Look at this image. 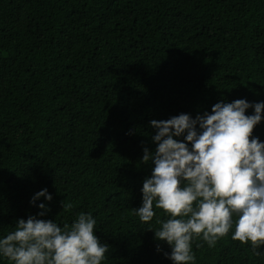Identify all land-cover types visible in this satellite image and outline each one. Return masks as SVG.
Masks as SVG:
<instances>
[{"label": "trees", "instance_id": "16d2710c", "mask_svg": "<svg viewBox=\"0 0 264 264\" xmlns=\"http://www.w3.org/2000/svg\"><path fill=\"white\" fill-rule=\"evenodd\" d=\"M236 99L264 101V0H0V237L45 203L62 228L94 216L102 264H172L154 233L167 214L133 211L150 121ZM232 231L196 237L195 264H264Z\"/></svg>", "mask_w": 264, "mask_h": 264}, {"label": "clouds", "instance_id": "9594fccd", "mask_svg": "<svg viewBox=\"0 0 264 264\" xmlns=\"http://www.w3.org/2000/svg\"><path fill=\"white\" fill-rule=\"evenodd\" d=\"M250 108L254 113L246 114ZM262 119L264 101L236 99L217 102L211 112L194 118L180 113L150 121L156 148L145 147L142 161L154 166L143 181L142 205L133 211L142 222L153 220L154 208L167 214L165 220L157 217L160 227L154 233L170 245L165 256L172 264H195L196 237L212 247L232 229L233 240L250 242L253 249L264 246V141L253 135ZM41 197L53 199L45 188L30 202ZM38 207V215L18 219L14 230L0 237V257L13 264H102L109 248L97 237L90 212H80L62 228L38 218L47 205ZM68 207L63 203V209Z\"/></svg>", "mask_w": 264, "mask_h": 264}]
</instances>
